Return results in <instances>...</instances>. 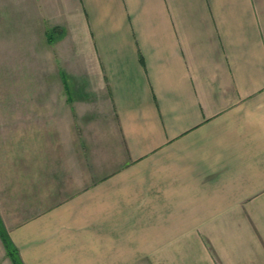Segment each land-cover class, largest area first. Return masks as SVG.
<instances>
[{
    "label": "crops",
    "instance_id": "1",
    "mask_svg": "<svg viewBox=\"0 0 264 264\" xmlns=\"http://www.w3.org/2000/svg\"><path fill=\"white\" fill-rule=\"evenodd\" d=\"M0 216L25 264H264V0H0Z\"/></svg>",
    "mask_w": 264,
    "mask_h": 264
},
{
    "label": "trees",
    "instance_id": "2",
    "mask_svg": "<svg viewBox=\"0 0 264 264\" xmlns=\"http://www.w3.org/2000/svg\"><path fill=\"white\" fill-rule=\"evenodd\" d=\"M55 30L61 31L60 28H54V31ZM54 31L49 30V40H52V35H53ZM56 32L57 31H55V33ZM0 236H1V239L4 243V245H5L7 255L11 259L12 263L13 264H25L21 255H20L19 249L17 248V246L15 245V243L13 242V240L11 239V237L7 231L1 216H0Z\"/></svg>",
    "mask_w": 264,
    "mask_h": 264
}]
</instances>
